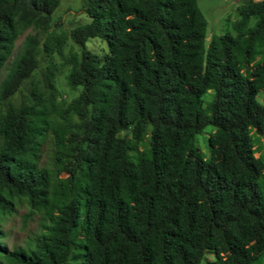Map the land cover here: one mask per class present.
Listing matches in <instances>:
<instances>
[{
    "label": "trees",
    "instance_id": "trees-1",
    "mask_svg": "<svg viewBox=\"0 0 264 264\" xmlns=\"http://www.w3.org/2000/svg\"><path fill=\"white\" fill-rule=\"evenodd\" d=\"M88 22L48 31L59 0H0V264H254L264 253V0L238 7L231 31L204 47L196 0H81ZM69 37L57 103L43 88L9 102ZM100 39L106 52L86 46ZM210 93V97H203ZM211 126L208 154L195 137ZM49 141L50 163L41 164ZM142 145V148H140ZM39 228L9 248L18 207Z\"/></svg>",
    "mask_w": 264,
    "mask_h": 264
},
{
    "label": "rangeland",
    "instance_id": "rangeland-1",
    "mask_svg": "<svg viewBox=\"0 0 264 264\" xmlns=\"http://www.w3.org/2000/svg\"><path fill=\"white\" fill-rule=\"evenodd\" d=\"M245 1L246 0H196L197 7L205 20V49L212 36L232 32L230 24L238 17V7ZM88 21V16L82 11L81 0H59V4L51 16L48 31L62 32L67 36L70 29L77 23ZM47 32L28 27L25 28L15 40L11 57L20 51L23 41L28 35H35L37 37L39 49L36 55V69L32 73V76L26 80L20 91L16 93L9 102L16 103L26 99L34 85L38 88H43L46 82V70L51 64L55 66L54 86L57 90V103H67L78 93L77 91L79 88L71 89L67 84L66 75L68 66L65 65L66 58H68L70 54L77 52L78 48L74 46L69 37H67L61 55H48L42 47ZM86 46L99 55H103L106 52L104 42L97 38L89 39L86 42ZM209 97L210 93H207L204 95L203 99L207 100ZM257 100L264 103V89L257 94ZM212 131L213 128L207 126L203 132L195 137V144L205 156L208 154L207 137ZM251 134L253 138L254 154L264 162V132L262 134H257L252 130ZM140 148H142V145H140ZM50 149L49 141L42 145L41 164L47 165L50 163ZM25 212V207H18L16 212L7 217L2 224L3 231L5 232L3 241L9 248L21 245L27 235L36 233L39 228L37 216L26 222L22 220V214ZM213 261L214 257L212 252H207L201 264H211ZM254 264H264V253L258 257Z\"/></svg>",
    "mask_w": 264,
    "mask_h": 264
}]
</instances>
